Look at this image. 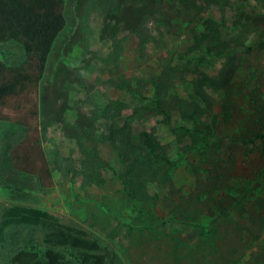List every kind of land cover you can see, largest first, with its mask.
<instances>
[{
  "label": "rangeland",
  "instance_id": "1",
  "mask_svg": "<svg viewBox=\"0 0 264 264\" xmlns=\"http://www.w3.org/2000/svg\"><path fill=\"white\" fill-rule=\"evenodd\" d=\"M184 1L66 0L67 25L40 93L55 187L42 192L34 178L13 169L7 145L19 131L0 124V211L18 205L47 211L97 240L109 264H264V48L238 51L233 64L205 49L189 52L209 18L222 22L224 40H233L237 9L260 29L247 46L264 44V6L196 0L191 8ZM24 58L17 43L0 44L8 65ZM198 75L217 82L206 90L212 114L194 115L201 127L182 116L199 103L190 98ZM153 84L163 87L160 108L146 96ZM124 86L134 95L122 112L139 108L143 117L132 134L155 128L174 162L169 184L150 185L149 202H132L115 178L112 169L123 167L103 139L110 123L98 119L111 101H121L110 92ZM87 150L109 164L102 186L80 174Z\"/></svg>",
  "mask_w": 264,
  "mask_h": 264
},
{
  "label": "trees",
  "instance_id": "2",
  "mask_svg": "<svg viewBox=\"0 0 264 264\" xmlns=\"http://www.w3.org/2000/svg\"><path fill=\"white\" fill-rule=\"evenodd\" d=\"M206 1L226 8L233 0ZM234 1L243 7L242 4L250 0ZM254 1L264 6V0ZM184 2L191 8L197 7L196 0ZM237 10L239 29L233 40H224L222 22L209 18L203 22V30L200 36L195 37L189 52L193 54L205 49L207 54L228 60L226 64H233L238 51L251 52L264 48L263 43L247 46L248 36L260 29L243 16V9ZM65 11L66 0H0V44L15 42L25 53L24 61L18 65H8L0 60V124L18 129L16 139L7 145L9 161L16 172L34 178L42 192L53 189L55 179L43 146L41 84L54 45L67 25ZM193 84L194 92L190 98L199 103L191 114L182 111V116L201 127V122L194 115L212 114V98L206 90L215 88L217 82L207 75H198ZM153 86L152 99L160 108L159 94L163 87L159 84ZM120 90L134 95L125 86ZM144 99L148 100L146 97ZM127 107L121 101H111L101 109L98 119L110 123L109 133L103 139L109 142L123 167L121 172L112 169L115 178L121 182L132 202H149L153 200L150 185L169 184L174 162L169 158L168 146L160 141L156 129L139 135L132 134L135 119L142 117L139 115L141 109L136 108L132 115L124 117L122 111ZM160 114L170 119L169 113ZM193 129H189L190 132ZM257 136L263 138L261 134ZM82 153L85 160L80 174L84 177V183L104 185L106 179L101 170L109 167L108 162L95 151ZM260 177H264V169ZM196 229L200 232L203 230L200 226ZM102 251L100 243L86 231L62 223L47 211L19 205L0 211V264H109L110 258Z\"/></svg>",
  "mask_w": 264,
  "mask_h": 264
},
{
  "label": "crops",
  "instance_id": "3",
  "mask_svg": "<svg viewBox=\"0 0 264 264\" xmlns=\"http://www.w3.org/2000/svg\"><path fill=\"white\" fill-rule=\"evenodd\" d=\"M110 93H112V94H110L109 97H110L112 100H121V101L124 102V103L126 102L125 98L131 96L130 93H128V92H126V91H124V90H120V89H119V90L116 89V91H112V92H110ZM153 94H154V90H152V92H151L150 94L146 95V96L151 97V96H153ZM134 109H135V108L133 107V109H132L131 112H127V113L122 112V114H127V116H130V115L133 114ZM159 115H161V114H159ZM147 116H148V114H146L144 120L147 119ZM141 120L143 121V118H142ZM155 124H156V123L150 122V123H148V125H147V124H145V125L149 126L150 128H153V126H154ZM134 126H135V127H142V126L138 125L137 122H135V125H134ZM154 129H155V128H154ZM151 131H152V130H151ZM145 132H147V131H145ZM104 178H105V177H104ZM106 180H107V179H106Z\"/></svg>",
  "mask_w": 264,
  "mask_h": 264
}]
</instances>
